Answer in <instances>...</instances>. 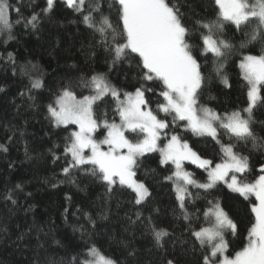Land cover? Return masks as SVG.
I'll return each instance as SVG.
<instances>
[{"label": "trees", "instance_id": "16d2710c", "mask_svg": "<svg viewBox=\"0 0 264 264\" xmlns=\"http://www.w3.org/2000/svg\"><path fill=\"white\" fill-rule=\"evenodd\" d=\"M13 6L10 17L14 24L12 39L8 33L0 38V264H76L83 261L88 247L95 246L117 264H165L174 259L177 264H202L207 249L191 235L193 229L205 224L203 214L219 202L237 223L235 236L225 233L229 255L246 245L247 230L254 222L251 206L254 198L245 200L223 185L205 192L190 187L191 197L185 205L190 220H185L178 208L176 192L170 180L173 166L161 165L158 153L146 154L139 161L135 179L143 182L151 196L135 204V193L126 187L107 191L104 182L81 168H72L70 156H65L67 138L74 127H56L48 113V105L65 89L71 88L77 98L89 95L81 81L96 74H105L123 92H134L141 83V68L133 54L128 61L112 65V57L100 44L99 34L88 28L81 14L69 8L65 0H55L50 13L41 10L46 0H9ZM99 3L101 13L118 22L115 0H88ZM182 12L189 23L199 18H215L214 0H181ZM39 13L37 27L26 24L24 18ZM97 18L100 13H93ZM196 33L191 42L200 44ZM221 38L230 39L234 47L223 58V70L216 72V58L201 57L205 82L200 90L199 107L225 114L247 107V87L240 70L244 55L260 54L259 42L241 47L248 37L233 25L226 24ZM11 53L15 63L8 59ZM227 77L228 84L223 82ZM33 79H41L43 87L32 89ZM158 82L149 83L153 91L146 92L148 107L154 113L163 98ZM117 102L106 96L94 109L97 118L107 114L109 122L117 121ZM253 129L264 137V107L253 110ZM170 118V117H168ZM172 119V118H171ZM179 125V124H178ZM181 126V125H179ZM105 129L101 128V133ZM219 143L210 137L184 133L181 137L203 158L220 163L222 145H234V151L249 158L250 170L242 178L255 181L264 167V149L245 144L219 133ZM59 157V159H56ZM91 166L84 165L83 169ZM200 182L206 179L203 169L186 165ZM21 185L22 190L16 185ZM11 193L16 203L6 199ZM140 213V219H137ZM149 217L151 220L149 221ZM135 221V223H133ZM150 224L169 232L163 247L157 245ZM75 258V259H74Z\"/></svg>", "mask_w": 264, "mask_h": 264}, {"label": "snow or ice", "instance_id": "6c2138e0", "mask_svg": "<svg viewBox=\"0 0 264 264\" xmlns=\"http://www.w3.org/2000/svg\"><path fill=\"white\" fill-rule=\"evenodd\" d=\"M55 0H46L41 11L50 13ZM69 8L81 14L82 23L99 34V42L112 57V65L128 61L134 54L141 68L140 79L144 82L134 92L123 94L108 80L105 74H96L90 80L81 81V86L89 89V95L77 98L71 88H65L48 105V113L56 127L75 125L64 148L65 156H70V167L64 168L69 175L72 168H81L104 182L107 191L127 187L135 193V204L142 205L151 196L148 187L135 179L139 161L148 153L159 152L160 164L174 166L171 176L166 179L175 183L178 208L185 220H190L185 201L191 197L189 186L208 192L218 184L238 193L245 200L255 197L251 206L254 222L247 230V243L229 255V241L225 232L237 234L238 225L221 207L219 202L209 201L211 205L203 214L205 224L193 229L191 235L199 242L207 254L202 264H264V167L255 181L241 179L250 170L249 158L234 151V145H222L223 157L220 163L203 158L179 135L169 137V124L186 122V130L198 136H210L219 143L218 129H224L237 141L264 149V137H257L254 129L253 110L264 107V51L260 54L244 55L239 67L247 87V107L242 110L221 114L206 107H199L200 90L205 82L201 57L211 53L216 58V72L223 70V58L234 47L230 39L221 38L226 24L236 30L244 31L248 37L241 47L259 42L264 47V0H214L218 9L215 18H199L189 23L190 17L181 11V0H115L118 22L113 23L109 16L101 13L99 3L88 0H66ZM9 0H0V34L8 33L12 39L14 24L21 23L20 8H15L17 18L13 22ZM93 13H100L97 18ZM39 13L25 17L26 24L37 27ZM198 33L200 44L191 42ZM8 59L15 63L11 53ZM158 82L159 96L163 98L157 105V112L148 107L145 93L153 91L150 82ZM223 82L228 84L227 77ZM43 87L41 79H33L32 89ZM3 89H0L2 91ZM121 95L124 99L121 100ZM112 97L116 102L115 111L119 123L109 122L106 113L97 118L94 105ZM158 113L171 116V121L159 118ZM246 114V115H245ZM106 130L103 139H96L98 129ZM126 133L142 134L140 139H130ZM167 143L161 147V137ZM106 146V147H105ZM0 150L7 151L4 145ZM88 153L85 155V153ZM59 159V157H56ZM184 161L196 164L206 173L204 182L197 180L184 168ZM89 165V169L82 166ZM22 190L21 185H16ZM6 199L16 203L11 193ZM258 202V203H257ZM140 219V213H137ZM151 217H149V221ZM135 223V221H133ZM157 245L163 247L169 232L150 224ZM75 259V258H74ZM76 264H117V261L101 253L95 246H89L83 261ZM165 264H177L167 259Z\"/></svg>", "mask_w": 264, "mask_h": 264}, {"label": "rangeland", "instance_id": "374dc122", "mask_svg": "<svg viewBox=\"0 0 264 264\" xmlns=\"http://www.w3.org/2000/svg\"><path fill=\"white\" fill-rule=\"evenodd\" d=\"M66 1V0H65ZM5 33V32H4ZM0 34V38L2 37V36H4L5 34ZM209 54H211V53H209ZM240 70H241V68H240ZM241 73H242V70H241ZM243 76V75H242ZM117 88V87H116ZM118 89V88H117ZM120 90V89H119ZM121 91V90H120ZM121 93L123 94L124 92L123 91H121ZM106 97V96H105ZM104 97V98H105ZM124 99V97H123V95H121V100H123ZM98 102H100V101H98ZM97 102V103H98ZM94 107H95V105H94ZM246 115V114H245ZM158 117L159 118H163V119H167L168 121H171V116H165L163 113H158ZM168 117H170V118H168ZM116 123H119L120 122V120H119V116H118V120L117 121H115ZM181 125V126H179V125ZM185 124H186V122H184V121H178L175 125H173L172 123H170L169 124V129H167V130H165L166 132H168V135H169V137L171 136V134H173V133H175V134H177V135H179L180 137L184 134V133H191V134H193L190 130H186V128H185ZM61 127H63V126H61ZM67 127H74L75 129L74 130H76V126L75 125H68ZM63 128H65V127H63ZM73 130V131H74ZM222 130H224V129H218V132L220 133V131H222ZM225 131V130H224ZM104 135H106V130H105V132L104 133H101V128L100 129H98L97 130V132L95 133V138L96 139H103V137H104ZM126 135L127 136H129V138L130 139H133V140H136V139H140V138H142V134H139V133H126ZM193 135H195V134H193ZM228 135H230V134H228ZM195 136H198V135H195ZM231 136V135H230ZM198 137H210V136H198ZM219 137H220V135H219ZM232 137V136H231ZM182 138V137H181ZM211 138V137H210ZM235 138V137H234ZM217 141V140H216ZM159 143V146H161V147H163L166 143H167V138L166 137H161V140L158 142ZM106 147V146H105ZM152 153H158L159 154V152H152ZM88 153L86 152L85 153V155H87ZM148 154H151V153H148ZM160 155V154H159ZM170 164V163H169ZM188 164H192V165H194V166H197L196 164H193V163H191L190 161H184V168H185V170H186V165H188ZM171 165V164H170ZM173 166V165H172ZM173 169H174V166H173ZM187 171V170H186ZM246 175V173L242 176V177H240L241 179L244 177ZM170 182L172 183V185H173V187H174V190H175V187H176V185H175V183L173 182V181H171L170 180ZM218 185H223V186H225L229 191H231L228 187H227V185H225V184H223V183H221V184H218ZM190 187L191 186H189V189H190ZM127 188V187H126ZM129 189V188H128ZM131 190V189H130ZM132 191V190H131ZM133 192V191H132ZM176 192V191H175ZM231 192H233V191H231ZM134 193V192H133ZM233 193H235V192H233ZM235 194H238V193H235ZM177 195V194H176ZM239 195V194H238ZM252 198H254L255 199V197H252ZM258 203V202H257ZM226 233V232H225Z\"/></svg>", "mask_w": 264, "mask_h": 264}]
</instances>
